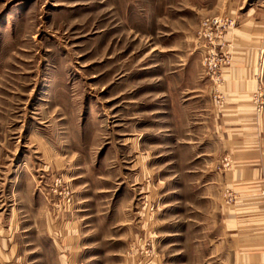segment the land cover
<instances>
[{
  "label": "rangeland",
  "instance_id": "1",
  "mask_svg": "<svg viewBox=\"0 0 264 264\" xmlns=\"http://www.w3.org/2000/svg\"><path fill=\"white\" fill-rule=\"evenodd\" d=\"M241 137L264 0H0V264H234Z\"/></svg>",
  "mask_w": 264,
  "mask_h": 264
},
{
  "label": "crops",
  "instance_id": "2",
  "mask_svg": "<svg viewBox=\"0 0 264 264\" xmlns=\"http://www.w3.org/2000/svg\"><path fill=\"white\" fill-rule=\"evenodd\" d=\"M254 58L252 54L250 62L238 69L241 70L239 73L242 78L238 79L235 91L231 92L229 97L231 100L237 102L248 100L247 96L254 86L252 79L256 61ZM238 71L236 74H239ZM229 73L230 80H233L234 71L230 70ZM230 111L233 116L244 114L242 107H233ZM243 130V128L235 130V133L238 132L242 136ZM229 146L235 150L233 152L237 160V169L233 173L229 172L227 176L217 178L224 184V188H230L236 198L243 201L235 210L227 211L230 223L227 227L228 246L234 252V264H264V153L260 152L258 146L256 147V140L248 137L233 139Z\"/></svg>",
  "mask_w": 264,
  "mask_h": 264
}]
</instances>
